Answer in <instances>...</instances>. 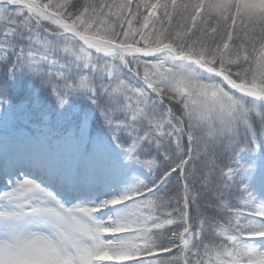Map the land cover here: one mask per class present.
I'll list each match as a JSON object with an SVG mask.
<instances>
[{
	"label": "snow or ice",
	"instance_id": "obj_1",
	"mask_svg": "<svg viewBox=\"0 0 264 264\" xmlns=\"http://www.w3.org/2000/svg\"><path fill=\"white\" fill-rule=\"evenodd\" d=\"M0 264H264V0H0Z\"/></svg>",
	"mask_w": 264,
	"mask_h": 264
}]
</instances>
